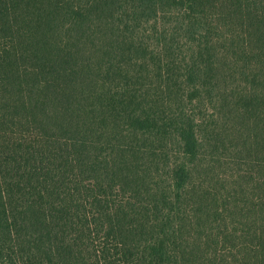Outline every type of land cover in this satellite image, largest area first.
<instances>
[{
    "label": "trees",
    "instance_id": "1",
    "mask_svg": "<svg viewBox=\"0 0 264 264\" xmlns=\"http://www.w3.org/2000/svg\"><path fill=\"white\" fill-rule=\"evenodd\" d=\"M0 264H264V0H0Z\"/></svg>",
    "mask_w": 264,
    "mask_h": 264
},
{
    "label": "rangeland",
    "instance_id": "2",
    "mask_svg": "<svg viewBox=\"0 0 264 264\" xmlns=\"http://www.w3.org/2000/svg\"><path fill=\"white\" fill-rule=\"evenodd\" d=\"M168 25L171 27V26H173V23L169 22ZM179 39H180V42H178V44H177V46H176V48H175V49H179V51L177 52V55H181L180 53H181V52L184 53V50H185V46H184L183 41H182V40H184V38L181 39V37H180V35H179ZM179 46H180V48H179ZM229 159H230V158H229ZM233 165H234V164H233L231 161H226V160H225V168H226V171L229 172V171H230V167L233 166ZM233 171H235V172L232 173V177H235V175H236V169H234ZM231 172H232V171H231ZM231 172H230V173H231ZM203 183H204V185L206 186V182L203 181Z\"/></svg>",
    "mask_w": 264,
    "mask_h": 264
}]
</instances>
